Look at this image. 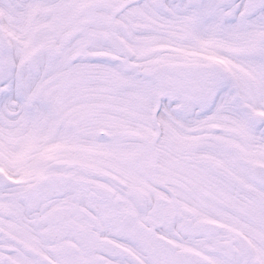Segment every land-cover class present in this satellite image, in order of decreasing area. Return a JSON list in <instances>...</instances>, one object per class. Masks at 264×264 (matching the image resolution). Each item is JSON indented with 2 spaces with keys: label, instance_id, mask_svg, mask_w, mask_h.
I'll list each match as a JSON object with an SVG mask.
<instances>
[{
  "label": "bare ground",
  "instance_id": "obj_1",
  "mask_svg": "<svg viewBox=\"0 0 264 264\" xmlns=\"http://www.w3.org/2000/svg\"><path fill=\"white\" fill-rule=\"evenodd\" d=\"M112 1L106 6L102 0L98 13L112 25L131 64L91 58L65 63L59 69L68 79L64 95L53 74L21 69L7 80L5 70L0 73V171L16 180L32 178L46 161L124 156L150 143L157 167L173 174L175 184L192 180L223 199V217L264 259V188L244 168L252 161L264 165V128L248 121L228 90H220L208 108L191 104L183 115L157 101L150 82L154 69L171 73L180 57L197 64L215 61L231 72L233 95L264 113V8L244 17L240 0L230 13L220 6L224 0H166L161 9L153 0ZM76 3L0 0V42L9 48L12 65L19 67L31 48L63 29ZM107 43L108 37L96 39L87 51L114 53ZM31 93L39 99L28 103ZM60 105L79 126L73 137L54 125L52 112ZM99 130L112 135L109 147L96 136ZM184 205L215 220L193 198Z\"/></svg>",
  "mask_w": 264,
  "mask_h": 264
},
{
  "label": "flooded vegetation",
  "instance_id": "obj_2",
  "mask_svg": "<svg viewBox=\"0 0 264 264\" xmlns=\"http://www.w3.org/2000/svg\"><path fill=\"white\" fill-rule=\"evenodd\" d=\"M91 1L77 0L80 26L72 22L75 17L64 29L74 35V42L83 31L81 17L93 15L97 8ZM86 41L78 39L76 47L84 49ZM47 47V43L37 46L38 59ZM37 99L34 93L28 103ZM52 113L59 122L56 128L75 136L76 126L61 120L62 109L57 106ZM103 141L109 147L112 135ZM151 151L148 143L124 156L87 159L90 165L81 169L74 166L77 161H47L32 178L0 176V264H229L200 251L215 240H232L236 251L231 264H251L255 257L264 264L248 239L225 221L214 224L209 236L189 237L194 250L170 248L164 239H157L158 228L171 233L176 224L177 235L183 219L194 224L205 218L174 205V175L157 167ZM149 186L153 191L168 190L172 198L163 204L159 194L149 193Z\"/></svg>",
  "mask_w": 264,
  "mask_h": 264
},
{
  "label": "rangeland",
  "instance_id": "obj_3",
  "mask_svg": "<svg viewBox=\"0 0 264 264\" xmlns=\"http://www.w3.org/2000/svg\"><path fill=\"white\" fill-rule=\"evenodd\" d=\"M105 1L108 3L106 6L111 5L113 2L112 0H105ZM224 1L226 2V5L222 3L221 7L226 8L227 13L233 11L236 5L235 0H224ZM240 1L243 3L245 0H240ZM233 2H234V6L231 7L230 4H232ZM79 17H76V19H74L72 22H74V24H78V21L80 20ZM81 20L83 21L82 24L83 31L80 34H77L78 35L77 41L78 39L83 42H85L86 39H88V41H91V42L86 41V44L84 45V47L86 48L89 45V43H93L96 39L102 37H108L109 43H107V45L111 49H113V51L116 54L122 56V60L124 61V63H130L128 61L129 58L128 50H126V48L123 46L121 39L119 40V37H117V34L112 29V25H109V21L107 19L105 20L102 17L98 16L97 12L94 11L93 15H90L89 17L82 16ZM70 24L71 22L68 23V21H66V24L63 27V29L59 31L53 30L52 32L49 33V37L47 38L46 41L49 47L57 48L56 46L58 45V42L59 43L61 42L60 45L62 44L63 39L69 35V33H66L64 29L68 27ZM78 25L80 26V24ZM54 34H56V36H54ZM74 38L75 37L71 39L70 37L67 40V43L73 41L72 44H69V46L65 47L63 50L59 48L60 56L55 61V65H53L52 68H50V71L45 69V71L43 72V74L49 73L55 75L54 77H56L60 82L61 88L66 86V84L68 83V79L66 74L59 73V69L65 63L67 64L70 63L68 62V54L71 52L73 48L77 46L76 45L77 41L74 42L76 38L75 39ZM85 48L84 49L79 48L75 50L85 53ZM2 54H4L6 59V62H4L3 71L5 70L4 73L7 80L14 77L15 72L21 73L22 68L24 69L26 68V71L28 72L29 75L31 74L36 75L35 73L32 72L31 68L29 67V60L27 57H25L24 61L21 62L19 67H14L11 62L9 48H4L2 46ZM85 58H86L85 56L81 57V59H85ZM190 62L187 59L180 57L176 63V65H181L177 67V70H179V72L174 71L169 75L168 74L165 75L159 72L157 69H154L151 75L150 82L154 86V97L157 101L161 99L166 102H169L170 104L174 105V107L177 109L176 111L177 113L185 115L186 108L191 104L202 103L203 107L200 108L201 110L208 108L211 105L212 99L214 98L215 94H217L219 89H221L223 86L224 87L226 86L228 91L233 92L231 99L239 103V106L241 107L242 110L246 112V116L248 118L249 109L247 105H245L243 102H241L239 98H237V96L233 95L236 92L234 78L223 64L217 63L215 61H210L208 64H197ZM44 63H45L44 54L43 56H41L40 59L35 61V65L37 66L39 65L43 66ZM154 72L156 74H154ZM200 112L201 111H199V113ZM61 120L62 122H66L65 119L61 118ZM78 134L80 135V133ZM150 153H153V151H151ZM86 160H87L86 157L76 160L77 162L74 163V166L77 169L85 168L86 166L90 165L89 161ZM249 165L245 166L244 168L248 170ZM91 168L93 169V166ZM190 190L193 192L194 194L193 196H195V199L213 214V216L215 217V222L217 224L221 225L222 223L221 221H225L230 225V229L234 228L231 225V223L225 217H223L222 212L220 211L221 209L220 206L223 205L221 203L223 199L217 193H214L206 189L204 185H202L201 183L198 182L197 184L180 183L179 185L177 182L175 184L174 181V205L175 206L177 205V207L179 208L190 209L188 207H185L184 205L187 204L192 199V194H190ZM203 193L205 194L204 196ZM163 204H167V202H164Z\"/></svg>",
  "mask_w": 264,
  "mask_h": 264
},
{
  "label": "water",
  "instance_id": "obj_4",
  "mask_svg": "<svg viewBox=\"0 0 264 264\" xmlns=\"http://www.w3.org/2000/svg\"><path fill=\"white\" fill-rule=\"evenodd\" d=\"M162 1V0H159ZM262 4L260 0H248L247 2V14H253L257 9L261 8ZM58 56L57 51H48L47 53V65H50ZM78 54H74L70 57L71 61H74L78 58ZM90 56L93 59H104L109 62H115L117 58L109 53H91ZM1 65V61H0ZM1 68V67H0ZM249 120L254 124L255 127H259L262 124L264 125V114L261 112L251 113L249 116ZM98 135L102 137H106V134L103 130L98 131ZM251 180L261 186H264V165L260 163H255L251 167ZM179 231L182 235L188 236H199V235H208L213 232V227L211 223L204 222L195 224L190 227V220H184V222L180 225ZM201 250L210 254H216L226 260L228 263H232L233 261V252L235 251L234 247L229 242H220L214 241L211 246L203 245ZM251 264H260L258 259H253Z\"/></svg>",
  "mask_w": 264,
  "mask_h": 264
}]
</instances>
